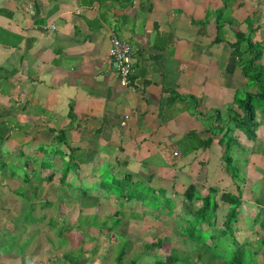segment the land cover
I'll use <instances>...</instances> for the list:
<instances>
[{
  "label": "crops",
  "instance_id": "obj_1",
  "mask_svg": "<svg viewBox=\"0 0 264 264\" xmlns=\"http://www.w3.org/2000/svg\"><path fill=\"white\" fill-rule=\"evenodd\" d=\"M237 34L264 43V0H0V158L67 171L62 187L105 170L173 189L180 165L219 152L235 97L259 91ZM112 37L132 49L128 87Z\"/></svg>",
  "mask_w": 264,
  "mask_h": 264
},
{
  "label": "rangeland",
  "instance_id": "obj_2",
  "mask_svg": "<svg viewBox=\"0 0 264 264\" xmlns=\"http://www.w3.org/2000/svg\"><path fill=\"white\" fill-rule=\"evenodd\" d=\"M220 22L222 23L223 19H220ZM257 63L264 64V59ZM242 97V94L238 95V98ZM230 107V109L234 108ZM263 109L264 103L258 105L256 121L260 124V128L256 133L257 140H250L251 143L244 137L246 147L243 143L241 146L245 150L234 147L230 153L226 151L225 142L223 146L218 143L219 152H214L213 148V154L208 151L196 159H188L186 164L179 166L176 172L179 180L177 185L173 186L175 191L182 194L183 181L189 180L195 183L202 193L211 187L220 193L223 186L231 185L230 178L233 179L232 182L239 186L242 192L243 202L239 220L233 225V235L239 241H244V238L248 237L250 248L253 251H260L256 259L262 264H264V248L260 239L264 241V234H254L252 219L256 213L260 215V219L264 218V176L256 182L255 177L250 174L253 170L264 174ZM231 113L230 111L229 114ZM210 116L211 112L207 113L206 117ZM222 116L226 117L225 109L222 110ZM225 157H232L231 166L227 160H223ZM11 161L19 170L7 168V172L17 173L15 180L23 186L15 180L0 178V264H63V255L67 253L77 255L78 264H116V257L122 247L125 249L122 264H129L132 261H137V264H155V261L166 258L173 249L189 255L195 248L197 249L195 243L178 232L179 221L176 213L190 219L195 209L190 205L180 204L177 212L173 216H168L160 211L152 212V208L140 203L126 202L121 197L122 187L118 184L112 185L113 177L105 170L100 172L99 184L96 178L91 181L89 176L82 180L83 184L72 183L71 187H60L56 183L60 175H56L53 183L48 184L37 180V172L36 174L31 172V184H25L23 175L25 161L23 160V165H20L22 162L16 164L14 159ZM223 168L227 169L228 175ZM73 169L72 166L71 170ZM73 172H75L73 179L75 182L78 170ZM141 179L152 187L164 186L165 189H170L172 185L168 181V176L164 178L156 176L151 182L147 180L148 176L141 175ZM103 180L110 184V191L112 190L114 195L106 192L109 188L106 184L103 189L100 188V182ZM83 190L87 191L88 195ZM255 200L259 203L255 204ZM30 201L35 203L32 208ZM260 203L263 207L259 205ZM44 204L50 206H43ZM224 210V208L218 209L219 227ZM116 215L120 218L121 224L111 228L118 222V219H115ZM25 217L29 222L31 220L36 222L22 225L21 220L23 221ZM255 225L257 226L258 223ZM102 226L104 229L110 228L111 231L107 234L100 233L98 230ZM60 232L62 235H59ZM8 234L18 237V241L17 239L2 241ZM62 238H64L63 242L60 241ZM166 238L169 239L168 242L161 247L154 246L151 250H145L148 244ZM27 241L23 255L19 256L15 251L9 253L10 250H14L12 247L22 248ZM195 253L189 264H203L208 255L198 259L199 253L197 251ZM216 263L220 264V261Z\"/></svg>",
  "mask_w": 264,
  "mask_h": 264
},
{
  "label": "trees",
  "instance_id": "obj_3",
  "mask_svg": "<svg viewBox=\"0 0 264 264\" xmlns=\"http://www.w3.org/2000/svg\"><path fill=\"white\" fill-rule=\"evenodd\" d=\"M237 36V42L240 41V43L246 44V51L250 52L251 54V58L247 63L245 74H247L249 77L248 81L249 83L251 82V86H258L259 91L255 94L248 93L244 99H240L238 96L235 97V104L241 110L242 114H239L233 110L234 112L228 114L229 121L224 120L221 122V127L217 131H214V135L223 134L222 138L218 140L217 143H219L220 146H223V143L225 142L226 151L228 153H230L234 147L244 148L241 146L244 142V140L241 141V135L246 137L245 139H248L249 141L256 138V131L259 127V124L256 121V113L258 110V105L264 103V64L256 63L264 58V43L253 42L250 37H245L240 34H237ZM250 72L253 74L248 75ZM214 141H216V139ZM231 158L232 157H225L223 160H227L231 166ZM25 166L26 167H24L25 169L23 170L25 184H31V172L32 174H36L37 172V180L42 181L43 183L47 182L48 184H51L54 181L56 175L53 173L47 175L43 172V169L46 168L45 165H43L41 168H37V171L35 169H28L29 164L26 165L25 163ZM15 167L16 166L14 164L1 158L0 178L14 180L17 177V173H8L7 168L17 169ZM223 169L226 175H228L227 169ZM66 172L67 171H63V174H60L59 176L58 184L60 187L67 184H65L67 177ZM42 174L44 176H42ZM40 176L41 178H39ZM109 176L113 177L111 181L112 185L118 184L120 187H122V199H124L126 202H132L134 204L140 203L144 206H147L148 208H152V212L160 211L168 216H173L177 212V208L180 204H187L195 208L192 211L190 219L182 217L179 213H176V215L177 220L179 221V234L188 238L189 241L195 243L197 249L195 248L191 255H189V253H181L178 250L173 249L166 258L155 261V264H189L191 262L190 260L193 253L196 254V251L199 253L198 259H202L203 255H208L203 264H219L216 263V261H220V264H262L258 262L259 259H256L257 255L260 254V251H253L250 248V244L247 242L248 237L244 238V241H239L233 235V225L239 220L243 204L241 201L242 192L239 186L232 182L233 179L230 178L232 184L223 186L220 193L213 187L207 189L205 193H202L200 190H198L194 183L189 182L186 184L182 194H180L174 189L169 190L163 187H152L151 185L145 184L144 182L141 183L138 180L134 181L131 175H124L122 177H115L113 175ZM104 184L109 186V188L106 189V192L114 195L112 190L110 191V184L105 182V180L100 182V188L103 189ZM83 191L86 193V195H88L87 191ZM128 191H130L129 194ZM255 202L259 203L258 200ZM34 204L35 203L31 202L30 207L32 208ZM43 206L48 207L50 205L44 204ZM222 208L225 210L222 214L223 220L219 227L218 209L220 210ZM20 216H22V214ZM27 219L28 218L25 217L23 218V221L21 220L22 225H31L36 222V220H31L29 222ZM115 219H118V222L111 228L121 224V220L120 218H117V215ZM252 221V225L254 226V234H264V218L260 219V215L256 214ZM256 223H258L257 226L255 225ZM105 226L106 224L104 227ZM104 227L102 226L98 231L102 234H107L109 231H111L110 228L104 229ZM63 230L64 229H62L61 232H63ZM61 232L59 235H62ZM9 239H17L18 241L19 238L8 234V236L4 237V240L2 241ZM62 240L64 241V238H62L60 241ZM168 240L169 239L166 238L158 240L156 243L148 244L145 246V250H151L154 246L161 247L162 244L168 242ZM260 240L262 247L264 248V241L263 239ZM27 244L28 241L22 246V248L12 247L14 250H10L9 253L11 254V252L15 251L19 256H21L23 255L25 250L24 248L27 246ZM124 250V247H122L119 255L116 257V264H122L124 260ZM77 259V255L67 253L63 255V264H78ZM129 264H137V261H132Z\"/></svg>",
  "mask_w": 264,
  "mask_h": 264
},
{
  "label": "built area",
  "instance_id": "obj_4",
  "mask_svg": "<svg viewBox=\"0 0 264 264\" xmlns=\"http://www.w3.org/2000/svg\"><path fill=\"white\" fill-rule=\"evenodd\" d=\"M109 57L113 68L120 78L121 85L124 87L130 86L131 78L134 74L131 46L125 41L112 37L110 39ZM127 118L124 117L121 122L122 127L125 125Z\"/></svg>",
  "mask_w": 264,
  "mask_h": 264
}]
</instances>
